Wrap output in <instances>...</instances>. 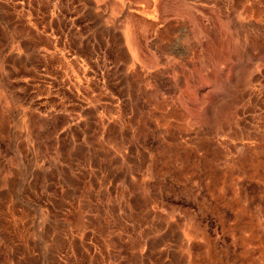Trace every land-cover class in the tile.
I'll return each instance as SVG.
<instances>
[{
	"label": "rangeland",
	"instance_id": "obj_1",
	"mask_svg": "<svg viewBox=\"0 0 264 264\" xmlns=\"http://www.w3.org/2000/svg\"><path fill=\"white\" fill-rule=\"evenodd\" d=\"M0 264H264V0H0Z\"/></svg>",
	"mask_w": 264,
	"mask_h": 264
}]
</instances>
